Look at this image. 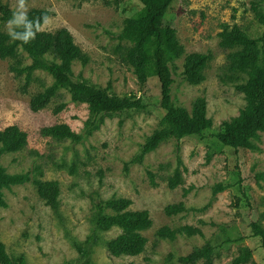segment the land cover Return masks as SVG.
<instances>
[{
  "label": "rangeland",
  "instance_id": "1",
  "mask_svg": "<svg viewBox=\"0 0 264 264\" xmlns=\"http://www.w3.org/2000/svg\"><path fill=\"white\" fill-rule=\"evenodd\" d=\"M254 4L264 12V0H174L168 18L185 55L210 53L212 59L204 71V82L198 86L183 80L184 57L172 63L173 100L190 111L193 101L203 97L211 128L203 139L167 141L139 163L127 164L164 114L155 62L147 61V81L141 85L115 52V35L125 19L142 13L140 2L24 0L21 8L20 0H0V5H8L18 17L30 9L49 10L51 16L41 30L66 28L89 57L85 66L73 63L75 78L118 96L135 95L148 107L147 111L105 116L103 124L80 142L42 136L43 128L57 124H66L74 133L82 134L88 106L72 101L61 89L45 109L32 112L30 96L49 87L51 77L34 72L35 80L24 92V79L16 78L9 72V62L0 60V129L16 125L27 134V145L19 152H6L0 147V166L8 175L31 172L32 179L56 181L60 188L57 210L44 204L32 182L3 189L6 206L0 208V241L9 255L21 256L28 264H81L75 245L83 243L92 231L95 204L127 198L132 202L130 211L147 210L152 221L151 228L142 232L148 239L144 251L135 257L110 254L104 241L121 232L113 227L97 232L99 240L91 249L90 264H181L179 257L208 240H218L222 230L239 234L244 240L219 248L213 264H231L242 248L247 249L250 262L264 264V249L250 232L253 222L264 228V131H257L250 139L251 149L234 150L213 138L223 123L237 119L249 106L235 87L246 76L228 72L229 51L219 47L218 35L223 24L237 25L252 37L264 35V27L252 10ZM0 31L10 32L11 24L0 23ZM60 104L65 108L56 114ZM176 168L182 184L169 189L167 180ZM148 173H152L155 186L150 184ZM218 183L227 188L213 194L212 188ZM183 189H189L185 197ZM178 202L184 203L185 211L166 215L165 207ZM186 225L198 228L201 235H177L172 241L155 238L156 230L163 226L178 229Z\"/></svg>",
  "mask_w": 264,
  "mask_h": 264
},
{
  "label": "trees",
  "instance_id": "2",
  "mask_svg": "<svg viewBox=\"0 0 264 264\" xmlns=\"http://www.w3.org/2000/svg\"><path fill=\"white\" fill-rule=\"evenodd\" d=\"M143 7L140 15L125 19L120 32L115 35L118 40L115 52L119 62L128 66L139 84L147 81L146 63L153 60L156 76L160 85V109L164 112L158 127L144 140L129 163H139L149 153L155 151L167 141L178 143L187 137L203 139L205 132L211 128L206 116L207 103L203 97L196 98L191 110L179 107L172 96L174 83L171 65L175 60L184 57L183 80L192 86H198L205 80V69L211 61L210 53H190L185 55L184 48L176 37V28L168 15L174 0H138ZM252 10L257 20L264 27V12L254 4ZM51 16L47 9H30L20 18L8 5H0V23L11 24L10 32L0 31V60L9 62V72L16 78H23L22 89H26L35 79L33 73L42 71L49 75L52 84L42 92L30 96L29 108L32 112L45 109L61 89L66 90L72 101L82 102L88 106L89 117L85 121L82 134L74 133L66 124H57L41 130L42 136L54 139L69 138L80 142L90 136L102 124L105 116H111L128 111H147V105L135 95L118 96L107 89L89 84L85 79L75 78L72 65L75 62L85 66L89 57L75 44L73 35L66 28L53 32L41 30L43 24ZM10 21H14L10 23ZM219 47L229 51L226 57L227 70L231 75L246 76L243 83L236 84L248 102V109L240 116L222 124L213 138L226 147L234 150L251 149L250 139L257 131H264V35L252 37L237 25L223 24L219 33ZM25 55H23V54ZM29 60V63H26ZM65 104L56 107L55 113L61 112ZM27 145V134L16 125L0 129V147L6 152H19ZM0 150V152H1ZM179 151V146H176ZM1 154V153H0ZM178 164L180 160L178 158ZM127 165L124 168L127 170ZM150 184L155 186L152 173H148ZM32 182L37 196L52 210L59 205L60 188L56 181L32 179L31 172L23 175H8L0 166V208L6 203L3 199V189L13 185H23ZM182 184V177L176 168L172 177L167 180L169 189H175ZM227 187L221 183L213 186L212 193L222 192ZM189 189H183V197ZM131 200L127 198L99 201L95 204L93 228L83 243L76 244V250L81 264H90L91 249L99 237L97 232L109 231L113 227L121 232L114 238L104 241L106 250L114 256L135 257L140 255L148 242L142 234L152 226L147 210L130 211ZM185 211L183 202L165 207L168 216ZM252 237L260 241L264 249V228L257 222L250 224ZM177 235H201V231L192 226L171 229L163 226L156 230L155 238L160 240H175ZM244 240L239 234H231L222 230L218 240H208L200 248L190 254L179 257L181 264H213L216 251L230 244ZM247 249H240L239 254L231 264H255L247 259ZM0 264H28L21 256L9 255L5 245L0 241ZM135 264V263H127Z\"/></svg>",
  "mask_w": 264,
  "mask_h": 264
},
{
  "label": "clouds",
  "instance_id": "3",
  "mask_svg": "<svg viewBox=\"0 0 264 264\" xmlns=\"http://www.w3.org/2000/svg\"><path fill=\"white\" fill-rule=\"evenodd\" d=\"M20 6H21V8H23V6H24V0H20ZM20 18H22V17H20ZM12 22H14V21H10V23H12Z\"/></svg>",
  "mask_w": 264,
  "mask_h": 264
}]
</instances>
